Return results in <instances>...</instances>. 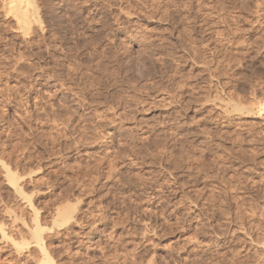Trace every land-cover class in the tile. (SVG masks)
<instances>
[{
    "label": "rangeland",
    "instance_id": "rangeland-1",
    "mask_svg": "<svg viewBox=\"0 0 264 264\" xmlns=\"http://www.w3.org/2000/svg\"><path fill=\"white\" fill-rule=\"evenodd\" d=\"M33 1L0 0V264L42 261L34 210L56 264H264V0Z\"/></svg>",
    "mask_w": 264,
    "mask_h": 264
},
{
    "label": "bare ground",
    "instance_id": "bare-ground-1",
    "mask_svg": "<svg viewBox=\"0 0 264 264\" xmlns=\"http://www.w3.org/2000/svg\"><path fill=\"white\" fill-rule=\"evenodd\" d=\"M3 4V3H2ZM4 9L7 13L8 16H12L13 18H15L18 26L20 29H24L27 28L29 26H31V24H34V20H36L37 15V10H36V6L34 4L33 0H4ZM6 15V14H5ZM6 15V17H7ZM11 17V18H12ZM38 18V17H37ZM17 26V25H16ZM242 110V109H241ZM240 110V111H241ZM262 110V109H261ZM247 111V110H246ZM264 111V110H263ZM258 112V111H257ZM261 112V111H260ZM259 112V113H260ZM251 113V112H250ZM256 115V114H255ZM242 117V116H241ZM255 117V116H254ZM252 118V117H251ZM257 119H255V121H253V123H257L258 125H260L263 129H264V118L261 116H257ZM240 122V121H238ZM242 122V121H241ZM247 121H245L246 123ZM250 123V122H248ZM247 124V123H246ZM252 124V123H251ZM257 126V125H256ZM264 131V130H263ZM10 171V170H9ZM11 173V172H10ZM11 175V174H10ZM10 183L11 186L13 188V190L18 193L19 195H21V197H23V199L25 200L26 204L29 205L30 208H33V205L31 203V200L28 198V196H23L24 192L22 191V188L20 187V183L17 179V177L15 175H11L10 177ZM263 189V188H262ZM263 208V207H262ZM264 209V208H263ZM63 209H59V215H61V218L59 221L55 222L54 227H62L66 224H68L71 220H73V218L76 216L74 213V217L71 216L69 213L71 212H66L65 209L62 211ZM264 212V211H263ZM68 213V214H67ZM34 217L35 219L33 220V228L31 229V234L32 237L34 239V243L39 247L41 255H42V261L39 264H56L55 260L52 258V256L50 255V252H48V249L46 247V242L45 240H47L46 238H48L44 235H47V233L45 234V229H43L39 223L40 218H38V212H36L34 210ZM66 214V215H65ZM68 215V216H67ZM264 215V214H263ZM62 219V220H61ZM76 219V217L74 218ZM260 222V221H259ZM264 225V224H263ZM259 226V225H258ZM31 228V227H30ZM52 229V228H51ZM48 230V229H47ZM54 230V229H53ZM50 231V229H49ZM3 232V231H1ZM7 235V234H6ZM4 233V236H6ZM54 236V235H53ZM51 239V238H50ZM49 240V239H48ZM50 241V240H49ZM48 246V245H47Z\"/></svg>",
    "mask_w": 264,
    "mask_h": 264
}]
</instances>
